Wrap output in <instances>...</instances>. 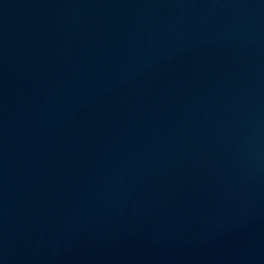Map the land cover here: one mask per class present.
Segmentation results:
<instances>
[{"label":"water","instance_id":"1","mask_svg":"<svg viewBox=\"0 0 264 264\" xmlns=\"http://www.w3.org/2000/svg\"><path fill=\"white\" fill-rule=\"evenodd\" d=\"M0 264H264V0H0Z\"/></svg>","mask_w":264,"mask_h":264}]
</instances>
